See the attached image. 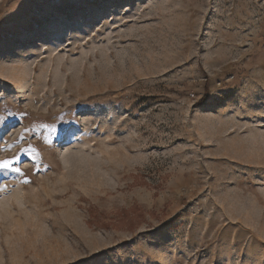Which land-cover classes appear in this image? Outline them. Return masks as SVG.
I'll list each match as a JSON object with an SVG mask.
<instances>
[{"label":"rangeland","instance_id":"rangeland-1","mask_svg":"<svg viewBox=\"0 0 264 264\" xmlns=\"http://www.w3.org/2000/svg\"><path fill=\"white\" fill-rule=\"evenodd\" d=\"M3 160L0 264H264V0H0Z\"/></svg>","mask_w":264,"mask_h":264},{"label":"snow or ice","instance_id":"snow-or-ice-1","mask_svg":"<svg viewBox=\"0 0 264 264\" xmlns=\"http://www.w3.org/2000/svg\"><path fill=\"white\" fill-rule=\"evenodd\" d=\"M15 159H19V157H15ZM11 166V161L10 160H3L0 161V168H9ZM16 172H21L22 169L20 168H15L13 169Z\"/></svg>","mask_w":264,"mask_h":264},{"label":"crops","instance_id":"crops-1","mask_svg":"<svg viewBox=\"0 0 264 264\" xmlns=\"http://www.w3.org/2000/svg\"><path fill=\"white\" fill-rule=\"evenodd\" d=\"M16 1H18V0H16ZM32 1H35V2L39 1V2H41L42 0H32ZM43 1H45V0H43Z\"/></svg>","mask_w":264,"mask_h":264}]
</instances>
